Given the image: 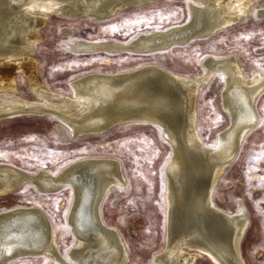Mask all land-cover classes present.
I'll use <instances>...</instances> for the list:
<instances>
[{
    "label": "bare ground",
    "instance_id": "obj_1",
    "mask_svg": "<svg viewBox=\"0 0 264 264\" xmlns=\"http://www.w3.org/2000/svg\"><path fill=\"white\" fill-rule=\"evenodd\" d=\"M155 1L0 0V119L51 115L74 136L104 132L129 118L147 119L172 147L164 167L166 241L147 262L130 261L120 232L102 217L104 197L126 184L118 159L84 156L56 172L0 162V196L25 183L46 192L70 187L73 199L66 222L75 238L62 251L53 222L41 207L16 203L1 208L0 264L25 254L49 255L47 264H193L200 255L213 264H246L240 248L249 222L246 207L239 199L235 211L223 209L215 201L214 187L245 132L259 121L254 100L264 90V70L249 69L232 53L206 55L198 75L145 62L120 71L83 73L69 81L71 95L51 89L37 76L32 52L39 28L52 13L99 20ZM189 6L187 20L140 31L127 40L74 37L66 44L74 52L148 53L210 36L249 15L264 17V0H190ZM20 71L35 97L18 93L15 75ZM211 74L222 76L219 97L231 120L216 132L214 143L207 144L196 126V100Z\"/></svg>",
    "mask_w": 264,
    "mask_h": 264
},
{
    "label": "rangeland",
    "instance_id": "obj_2",
    "mask_svg": "<svg viewBox=\"0 0 264 264\" xmlns=\"http://www.w3.org/2000/svg\"><path fill=\"white\" fill-rule=\"evenodd\" d=\"M190 0H158L130 6L110 17L52 13L39 28L32 52L39 80L56 91L73 94L69 81L91 71H120L145 62H157L186 75L203 72L208 55L235 54L249 69L264 70V17L247 16L210 36L198 37L148 53L121 50L74 52L66 44L74 37L127 40L140 31L164 28L191 16ZM72 32L64 34L61 28ZM19 94L33 98L28 78L15 75ZM221 75L199 87L196 126L207 144L230 119L219 97ZM259 121L242 137L236 158L229 162L215 184L216 203L227 211L237 209L241 199L249 222L240 248L246 264H264V90L254 100ZM171 149L156 125L137 120L118 124L104 132L74 136L67 125L51 115H22L0 119V162L27 171L61 167L84 156H112L121 163L126 184L114 187L103 199L102 217L115 227L125 243L130 261L147 262L165 245V174ZM73 192L68 186L39 191L31 183L0 196V209L16 203L41 207L50 217L62 251L75 241L66 222ZM49 255H19L7 264H47ZM193 264H213L205 255Z\"/></svg>",
    "mask_w": 264,
    "mask_h": 264
},
{
    "label": "water",
    "instance_id": "obj_3",
    "mask_svg": "<svg viewBox=\"0 0 264 264\" xmlns=\"http://www.w3.org/2000/svg\"><path fill=\"white\" fill-rule=\"evenodd\" d=\"M213 77V74H211V76L209 77V79L207 80V82H209L210 81V79ZM202 83H200L199 84V86L201 85ZM229 116V119H230V115H228ZM136 120H142V121H145V122H148V123H151V124H153V125H155L153 122H151V121H149V120H147V119H133V118H129V119H125L124 121H120L118 124L120 125V124H123V123H126V122H130V121H136ZM231 120V119H230ZM168 145V144H167ZM240 145H241V142L239 143V146H238V149H237V153H236V155H235V157H233L232 158V160L230 161V162H232L235 158H236V156H237V154H238V152H239V149H240ZM169 147H170V149H171V152H172V147L170 146V145H168ZM168 163V162H167ZM166 163V164H167ZM164 174H165V169H164Z\"/></svg>",
    "mask_w": 264,
    "mask_h": 264
}]
</instances>
